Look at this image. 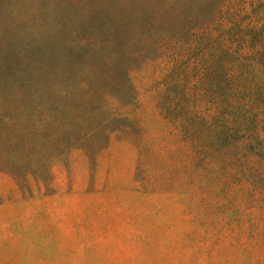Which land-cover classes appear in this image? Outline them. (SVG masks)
Segmentation results:
<instances>
[{
    "label": "rangeland",
    "instance_id": "1",
    "mask_svg": "<svg viewBox=\"0 0 264 264\" xmlns=\"http://www.w3.org/2000/svg\"><path fill=\"white\" fill-rule=\"evenodd\" d=\"M214 1L0 0V264H264V132L161 109Z\"/></svg>",
    "mask_w": 264,
    "mask_h": 264
},
{
    "label": "trees",
    "instance_id": "2",
    "mask_svg": "<svg viewBox=\"0 0 264 264\" xmlns=\"http://www.w3.org/2000/svg\"><path fill=\"white\" fill-rule=\"evenodd\" d=\"M258 5L257 0H216L200 8L201 18L188 40L179 45L173 93L161 97V109L187 138L193 137L196 147H215L220 139H224L220 147L240 142L252 147L253 140H261L264 18L258 15ZM191 64L198 81L192 87L186 80ZM201 100L207 104L205 112L200 109ZM197 131L209 138L199 143Z\"/></svg>",
    "mask_w": 264,
    "mask_h": 264
}]
</instances>
